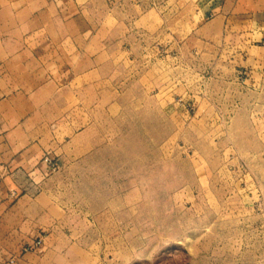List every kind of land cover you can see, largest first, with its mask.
<instances>
[{"label":"rangeland","instance_id":"obj_1","mask_svg":"<svg viewBox=\"0 0 264 264\" xmlns=\"http://www.w3.org/2000/svg\"><path fill=\"white\" fill-rule=\"evenodd\" d=\"M212 5L92 0L103 63L37 96L0 264H264V31Z\"/></svg>","mask_w":264,"mask_h":264},{"label":"crops","instance_id":"obj_2","mask_svg":"<svg viewBox=\"0 0 264 264\" xmlns=\"http://www.w3.org/2000/svg\"><path fill=\"white\" fill-rule=\"evenodd\" d=\"M212 2L206 17L246 19L254 36L264 31V0ZM93 13L92 0H0V172L14 187L44 153L24 131L37 96L58 93L63 81L86 79L103 63L92 49L102 56L111 29Z\"/></svg>","mask_w":264,"mask_h":264}]
</instances>
